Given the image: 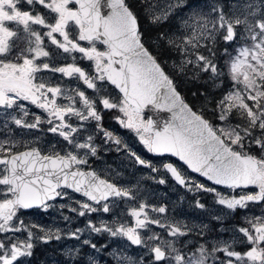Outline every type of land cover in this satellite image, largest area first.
<instances>
[{
  "label": "snow or ice",
  "instance_id": "snow-or-ice-1",
  "mask_svg": "<svg viewBox=\"0 0 264 264\" xmlns=\"http://www.w3.org/2000/svg\"><path fill=\"white\" fill-rule=\"evenodd\" d=\"M139 7L154 26L174 16L179 24L146 37L133 0H0L2 129L10 131V122L29 130L47 123L48 131L64 142L63 148L53 144L44 154L37 147H29L28 142L21 145L11 137L0 140V234H4L0 264H20L22 257H31L34 241L62 239L60 230L52 232L35 223L26 224L20 219L22 211H47L57 198L71 199L68 190L86 198L75 201L79 209H71L79 217L98 211L109 213L113 206L106 202L109 198L135 199L131 189L102 179L94 170H82L90 166L89 157L98 154L93 135L83 142L79 139L86 131L84 122L95 121L94 127L106 141L114 142L118 150L122 146L135 163L152 172L160 170L102 127L103 110H116L119 114L114 119L134 133L148 153L178 158L176 164L162 163L163 169L188 191L214 195V203L225 211L212 219L222 222L238 211L252 213L244 216L247 227H234L241 234L239 238L210 244L181 242L182 248L193 245L187 252L177 248L175 241L161 240L158 233L142 237L139 230L151 231L150 224L165 228L176 240L192 231H185L187 225L179 221L166 224L150 218L144 203L131 209L134 227H111L103 221L96 226L89 220L86 228L90 232L125 238L151 254L149 261L144 256H121L120 264H209L210 259L212 264H264V0H164L162 6L159 0H139ZM45 38L63 53L78 52L93 62L94 74L75 63L53 67L41 60L50 57ZM80 42H87V46ZM221 44L222 50L218 47ZM230 45H236L235 55L229 51ZM221 57H227V73L219 64ZM44 71L83 81L97 95L107 93L105 85L114 86L118 98L108 93L93 100L79 88L72 89L75 96L70 95L67 89L52 86L37 75ZM182 86L194 100L202 99L199 107L186 99ZM215 89H221L218 99L212 91ZM57 97L71 103L58 104ZM25 101L48 113V119L32 113L33 120L28 122ZM98 105H102L99 111ZM146 110L170 115L146 117ZM207 112L213 119L206 118ZM73 117L81 123H71ZM21 146L25 150H19ZM188 170L210 185L192 179L186 174ZM215 186H223L227 194ZM196 206L206 207L199 200ZM256 207L260 208L259 215L253 211ZM153 211L165 213L166 208ZM198 227L200 237L210 231L207 224ZM228 230L220 228L221 232ZM82 231L77 228L67 236L80 240ZM18 233H26L25 238L22 240ZM236 244L244 245L245 250H237ZM82 246L101 250L90 239H84ZM65 255L70 264H98L81 248L75 252L69 249Z\"/></svg>",
  "mask_w": 264,
  "mask_h": 264
},
{
  "label": "rangeland",
  "instance_id": "rangeland-1",
  "mask_svg": "<svg viewBox=\"0 0 264 264\" xmlns=\"http://www.w3.org/2000/svg\"><path fill=\"white\" fill-rule=\"evenodd\" d=\"M161 3V6L164 2V0H159ZM200 2H203V0H200ZM133 5L137 8L139 7V0H133ZM141 12V19L144 23L147 25H152L149 23V19L145 16L143 13V10L140 8ZM171 24L165 32L169 31L170 28L175 27L179 24V20L174 16L171 17ZM58 39L62 40V37H58ZM82 46H87L86 43L80 42ZM45 50L50 52V57L53 56L54 62L52 63L54 67L56 66H66L67 64L75 63L77 66L80 62H84V69L86 72L90 71L89 74H94V66L93 62L88 61L87 59H83L82 54H72L71 56L75 55V61L71 60L69 57L65 56V54L62 52V49H58L55 45H51L50 41L45 38ZM97 47L100 48V50H104L101 45L97 42ZM235 47L231 51V47L229 46V51H231L232 55H235ZM55 52V53H54ZM57 52H59L57 55H55ZM174 59H178L177 56L174 54ZM48 58H42L41 60L46 61ZM227 59V57H222V60L224 61ZM39 62V61H38ZM224 63V62H223ZM80 67V66H79ZM88 73V72H87ZM227 73V68L226 72ZM38 76L44 77L46 82L49 83L52 86L59 85L62 89H67L68 94L75 95V92L72 91V89L79 88L81 91H85L86 96L89 98L95 100V96L91 93H88V90H92L94 93L95 91L93 89H88L87 85H85L81 81H77L75 78L66 77L63 76L61 73H59V77H55L53 73H50L49 71H44L37 74ZM99 82V81H97ZM99 86V84H98ZM107 88V93L101 92L102 95H107L110 93L112 98H118V95L109 87V85H105ZM96 96H98L95 93ZM60 98H62L65 101H61ZM78 100V99H77ZM69 100L65 99L64 97H57V103L58 104H69L71 102H67ZM199 107L201 103L198 104ZM25 105L29 108V116L25 117V119L28 122H32L34 113L37 116H41L44 120L48 119V113L44 112L42 109L40 111H37V107L34 105H30L27 101L24 102ZM76 107L80 108L81 105L77 103L75 105ZM211 106V105H210ZM16 115H20L19 112L15 113ZM117 111L114 113L109 114V118L112 121L113 124L111 129L114 130L115 135L123 141V143H126L129 148H131L133 151H135L138 155H140L142 158L151 161L158 169H160L158 172H152L150 169L141 166L137 163H135L134 158H131L127 151L123 149L122 146H120V150H118V146L112 142V141H106V138L103 136V133H100L94 125H90L88 122H84V127L86 131H82L79 139L81 142H83L88 135H96L100 134L101 137L105 138V143L103 145L102 153H101V160L98 161L97 165L101 167L99 169V174H101L103 177L108 178L111 182L116 183L118 186L126 187L132 190L135 199H126V200H120L118 198L111 199L107 203H110L112 206V211L109 213H103L102 211H98L96 213H90L89 215L85 217H79L76 212H72V208L79 209V205L75 203L76 200L84 201L86 199L73 195L68 192L69 196L72 197L71 199L67 197H62L58 201H55L53 204V207L49 208L47 211H35L30 214L21 215L20 219L24 220L25 223H35L40 226H42L45 230H51L52 232H56L57 230H60V234L62 236V239L60 241H56L59 246L60 254L58 253V256L49 254V257L53 261V264H70L69 257L65 255V253L72 249L73 252L77 248H83L81 245V242L84 239H90L93 243L97 244L98 247V237L97 233H92L90 230L86 228V223L90 220L93 224L96 226H101V222H105L107 225L111 227H118L120 224H124L126 226L134 227L135 222L133 217L130 215L131 209L133 207H138L140 203H144L146 207V211L148 213V216L152 219H159L162 223L170 224V223H176L181 222L183 225H189L191 224H199L198 220V214L200 212H192L188 205L192 202H196L197 200L201 201L200 198L207 197L208 193H192L190 191H181V188L178 187L175 183L172 182V180L169 177V174L163 169L162 163H164L165 160L163 159H157L154 158L151 153H148L146 149L143 148V146L139 143L138 138L135 137V134L132 132H129V130L123 129L119 123L117 122L114 117L118 115ZM73 124H78L79 121H76L73 117L70 121ZM96 124V122H95ZM3 121L0 120V140H5L11 137L13 140L20 141L21 145L24 142H28V146H30V143H34L35 141H42L40 139L41 136L48 134L47 138L49 140H45L42 143V147L40 150L47 154L51 150V146L55 144L57 149H60L64 147V142L62 141V138H60L58 135L53 134L48 131L49 125L47 123H43L39 129H22L18 128L16 125L12 124L11 122L8 125V128L10 131L3 130L2 129ZM35 134L36 137H32L28 139L27 137L29 135ZM54 138V139H53ZM36 144V143H35ZM33 144V145H35ZM21 148H23L21 146ZM187 174V173H186ZM189 175V174H187ZM192 177V176H191ZM160 179H164L166 182L165 184H159L158 181ZM194 179V178H192ZM196 180V179H194ZM203 195V196H202ZM193 198V200H191ZM215 197L213 195H209V201L208 203L201 201V203L205 204V208L201 209V213L204 217L213 216L214 214L220 215L225 210L222 208V206H219L214 203ZM60 204L66 205L63 209L59 207ZM99 207L98 205H94ZM165 207L166 212L165 213H158L153 211V208L158 207ZM254 213L256 215L260 214V208L256 207L253 209ZM168 214L166 215V213ZM252 213L249 212L247 215H251ZM246 215L245 212H241V214L238 216L237 212L232 214V217L226 216L230 223V228L228 231L221 232L220 228H224V226H221V224H218V229L216 232L218 234H226L225 237H227L228 240H225L224 238H219V240L224 241H231L234 237L239 238L241 234L234 231V227H247L244 220V216ZM63 216H68L70 219L68 221H65L63 219ZM226 218L223 221H226ZM189 221V222H188ZM222 221V222H223ZM80 228L83 229L82 233L80 234V240H75L67 236V233L69 231H74L75 229ZM151 231L148 229H140L142 237L146 238L148 235H151L153 232L158 233L161 240H171L176 242V247L178 248V245L182 242V238L180 237L179 240H176V238L171 237L167 234V230L165 228H160L158 225L150 224L148 226ZM36 231V229H35ZM200 231V230H199ZM199 231H196L197 233ZM105 234V242L104 245H107V248L102 251H96L89 247L88 251L86 252L89 254L93 259H95L98 264H120L119 258L121 256H133L135 258H139L140 256H144V259L146 261H149L151 259V254L148 252V249L145 247H139V249H136V246L130 245V242H128L125 238L122 237H112L107 232H103ZM39 234H41L39 232ZM18 236L23 240L26 236V233H18ZM4 234H0V239H3ZM199 239H203L200 236L196 235ZM54 240V239H53ZM52 241V240H51ZM48 244H50V242ZM151 244L157 243V241H151L149 242ZM35 245V241H34ZM238 246V247H236ZM236 249L239 251H244L245 246L241 244L235 245ZM138 248V247H137ZM36 250V246L33 248ZM37 251V250H36ZM38 253V252H37ZM32 257V256H31ZM30 257V258H31ZM26 259V258H25ZM87 259V257H85ZM209 264H212L211 259L209 260Z\"/></svg>",
  "mask_w": 264,
  "mask_h": 264
},
{
  "label": "flooded vegetation",
  "instance_id": "flooded-vegetation-1",
  "mask_svg": "<svg viewBox=\"0 0 264 264\" xmlns=\"http://www.w3.org/2000/svg\"><path fill=\"white\" fill-rule=\"evenodd\" d=\"M25 7H27L26 5H25ZM73 53H71L69 56H71ZM43 58V57H42ZM41 58V59H42ZM46 62H49L50 63V65L52 66V63H51V61H50V58H48L47 60H46ZM54 67V66H53ZM51 73V72H50ZM55 77H57L55 74H53ZM58 78V77H57ZM88 93H90V92H88ZM57 99V98H56ZM60 100L61 101H65V100H63L62 98H60ZM101 114H102V121H101V124L102 125H106V126H110V128L109 129H106L105 127H103L104 129H106V130H108V131H111L114 135H115V132H114V130L113 129H111V126L112 125H117V124H113L112 123V121H110V120H108V117H107V115L105 114V112H101ZM106 121V122H105ZM90 125H95V121H91V122H88ZM112 124V125H111ZM130 132V131H129ZM100 133H102V132H100ZM47 135L48 134H45V135H43V136H41L40 137V139L44 142L45 140L47 141V140H49V138H47ZM98 138H95L94 137V141H93V143L94 144H96V142H99L100 140H102V137L100 136V134L99 135H96ZM54 139V138H53ZM121 139V138H120ZM42 141H37L36 142V144L35 145H33L32 147H37V148H40L41 146H42ZM61 148V147H60ZM102 149L103 148H98V154H97V156L96 157H89V162H90V166H85L86 168H89V169H96V170H99L101 167H99V165H97V163H98V161L99 160H101V153H102ZM163 160H165V159H163ZM166 163V162H165ZM197 181H199V182H202V183H208V182H206V181H203V180H201V179H197V178H195ZM209 185H210V183H208ZM218 189V188H217ZM186 190H187V188H182L181 189V191L182 192H186ZM218 190H220V189H218ZM220 191H224L225 192V194H227V191H225V189H221ZM209 195H213V194H211V193H208L207 194V197H205V198H200V200L201 201H204V202H206V203H208V201H209ZM203 196V195H202ZM214 196V195H213ZM191 200H193V198H191ZM200 201V202H201ZM188 207L190 208V210L192 211V212H200L199 214H198V220H199V224H191V223H189V225L186 227V228H184V230L185 231H188V229H192V231L190 232V234H188L187 236H185V237H183L182 238V242H187V241H193V243L194 244H198V243H208V244H210L212 241H215V240H219V236H218V233L216 232V227H218V224H221L222 223V226H224V228H227V229H229L230 228V223H229V221H228V219L226 218V221H223V222H220V221H216V220H214V219H212V216H209V215H207V217H204L203 215H202V213H201V210L196 206V202H192V203H190L189 205H188ZM167 214H168V212H167ZM214 215H218V213L217 214H214ZM231 217V216H230ZM189 222V221H188ZM201 224H207L208 225V228L210 229V231H207V234H206V236L203 238V239H199L197 236H196V231H199L200 230V228L198 227L199 225H201ZM195 226V227H194ZM225 233H226V231H225ZM223 234L222 235V238H224L225 240H228L227 239V237H225V235L226 234ZM192 247H193V245H188V248H182V245L180 244V248H182V250L183 251H185V252H187V251H189V249H192ZM217 256H221L222 257V253L220 254V253H217L216 254Z\"/></svg>",
  "mask_w": 264,
  "mask_h": 264
},
{
  "label": "trees",
  "instance_id": "trees-1",
  "mask_svg": "<svg viewBox=\"0 0 264 264\" xmlns=\"http://www.w3.org/2000/svg\"><path fill=\"white\" fill-rule=\"evenodd\" d=\"M133 6H134V5H133ZM134 7H136V6H134ZM136 8H137V7H136ZM137 11H138V16H139V18H141L140 8H137ZM171 20H172V19L170 18V20H169L168 22H165V23L161 24L159 27L154 26V25H147L146 23L143 22L144 26H142V27H143V28H142V31L145 33L146 37H149V36H155V35H157V34L160 33V32H165V30L167 29V27H169L170 24L172 23ZM143 24H142V25H143ZM234 46H235V45H230V47H231V51L233 50ZM218 47H220L221 50H222L223 45H222V44H221V45H218ZM231 51H230V52H231ZM223 62H224V61L222 60V57H221V59H220V61H219V64H220V66L223 67V70L226 72V67H224V63H223ZM171 63H172V61L169 60V61H168V65L170 66ZM180 90H181L182 94L185 95L186 99H187L191 104H193L194 107H198V106H197V101L193 99V97L191 96L190 91H189L188 89H186V88H184V87L182 86ZM212 91L214 92V94L216 95V98L218 99V98H219V93H220L221 89L216 90V92H215V90H212ZM199 103H202V99H201V100H198V104H199ZM98 107H99V110L102 109V106H101V105H98ZM209 108H211L210 105H209ZM115 111H116V110H111V111H109V110H108V111L103 110V112H105L106 115H107L108 113H114ZM206 118H208V119H213L211 112H207V113H206ZM214 122H215V121H214Z\"/></svg>",
  "mask_w": 264,
  "mask_h": 264
},
{
  "label": "water",
  "instance_id": "water-1",
  "mask_svg": "<svg viewBox=\"0 0 264 264\" xmlns=\"http://www.w3.org/2000/svg\"><path fill=\"white\" fill-rule=\"evenodd\" d=\"M105 13L108 11V9H104L103 10ZM114 87V86H113ZM146 114H148V115H152L154 118L156 117V116H168V115H170V114H160V113H153L152 111H150V110H146ZM154 155V154H153ZM165 155H167V156H170L169 154H165ZM156 156V155H155ZM173 158H175V159H177L178 160V158H176V157H173ZM180 186V185H179Z\"/></svg>",
  "mask_w": 264,
  "mask_h": 264
}]
</instances>
